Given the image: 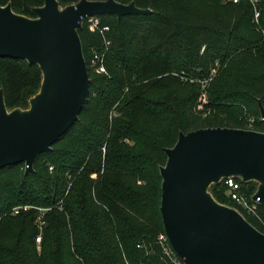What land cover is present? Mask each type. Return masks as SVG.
I'll return each mask as SVG.
<instances>
[{
    "label": "trees",
    "instance_id": "1",
    "mask_svg": "<svg viewBox=\"0 0 264 264\" xmlns=\"http://www.w3.org/2000/svg\"><path fill=\"white\" fill-rule=\"evenodd\" d=\"M77 1L58 0L61 6ZM116 1L151 11L98 15L109 27L103 34L85 23L77 30L90 78L77 121L36 157L32 172L22 162L0 168V264H163L156 238L164 232V148L180 131L245 128V111L261 115L264 0ZM43 2L0 5L34 17L32 8ZM93 49L103 54L106 73L89 67ZM41 79L37 64L0 57L9 110L27 108ZM204 91L211 110L205 116L197 109ZM262 123L255 130L264 131ZM247 186L251 199L258 183ZM210 191L264 232L263 203L254 214L221 183Z\"/></svg>",
    "mask_w": 264,
    "mask_h": 264
},
{
    "label": "water",
    "instance_id": "2",
    "mask_svg": "<svg viewBox=\"0 0 264 264\" xmlns=\"http://www.w3.org/2000/svg\"><path fill=\"white\" fill-rule=\"evenodd\" d=\"M32 11L35 16L29 17L14 12L10 3L0 5V57L24 59L42 73L27 108L9 110L0 89V168L22 162L25 173L77 121L89 93L77 31L81 18L151 10L116 0H78L65 6L44 0ZM164 153L159 167L162 226L185 264H264V232L210 191L224 177L237 176L258 183L253 198L264 204V131L228 126L180 131Z\"/></svg>",
    "mask_w": 264,
    "mask_h": 264
},
{
    "label": "built area",
    "instance_id": "3",
    "mask_svg": "<svg viewBox=\"0 0 264 264\" xmlns=\"http://www.w3.org/2000/svg\"><path fill=\"white\" fill-rule=\"evenodd\" d=\"M237 1V0H235ZM256 1V0H253ZM259 12H256V20L258 21ZM87 24L90 30H97L100 33H104L109 29L108 25L103 24L101 18L98 15L86 16L81 18V24ZM108 44V42H105ZM89 67L96 73H106V68L103 64V54L99 53L97 50H92V55L89 60ZM52 167L50 166V169ZM222 186L226 187L229 192L230 197L235 200L239 205L244 207L248 212L257 214L258 203H260L259 198L254 199L253 196L250 199L247 193V182L237 176H228L224 177L220 182ZM255 194V193H254ZM253 194V195H254ZM14 211L17 209L14 208ZM42 214L37 217L38 227L40 232L36 235L35 241L37 243L41 240V230L44 225V220ZM156 243L161 247L163 253V263L167 264H185L183 258L179 257L177 253L171 247L167 236L164 232H161L157 235ZM140 247L141 245H137ZM129 264V263H127Z\"/></svg>",
    "mask_w": 264,
    "mask_h": 264
},
{
    "label": "rangeland",
    "instance_id": "4",
    "mask_svg": "<svg viewBox=\"0 0 264 264\" xmlns=\"http://www.w3.org/2000/svg\"><path fill=\"white\" fill-rule=\"evenodd\" d=\"M257 12H259L257 10ZM256 20V15H255ZM257 21V20H256ZM215 72V70L212 71V74ZM211 78V77H210ZM210 78H205L202 82H207ZM206 92L204 91L202 95L199 98L197 109L200 111V114L205 116L208 114L211 110L209 107L206 106V103H208L207 96L205 95ZM260 122H262L261 115H254L250 111H245V123L244 126L246 129H255L257 127H261ZM264 125V123H262ZM92 178H96L97 174L93 173L91 175ZM39 244V243H38ZM40 249V246L37 245V250Z\"/></svg>",
    "mask_w": 264,
    "mask_h": 264
}]
</instances>
